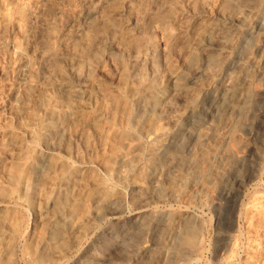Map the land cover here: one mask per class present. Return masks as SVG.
<instances>
[{
	"label": "rangeland",
	"instance_id": "rangeland-1",
	"mask_svg": "<svg viewBox=\"0 0 264 264\" xmlns=\"http://www.w3.org/2000/svg\"><path fill=\"white\" fill-rule=\"evenodd\" d=\"M239 4L0 0V264H264V3L233 52L252 57L247 107L198 117L196 146L169 136L154 154L169 125L131 95L187 76L203 26ZM219 56L207 71L223 79L237 63ZM120 149L134 153L126 166Z\"/></svg>",
	"mask_w": 264,
	"mask_h": 264
},
{
	"label": "bare ground",
	"instance_id": "bare-ground-1",
	"mask_svg": "<svg viewBox=\"0 0 264 264\" xmlns=\"http://www.w3.org/2000/svg\"><path fill=\"white\" fill-rule=\"evenodd\" d=\"M240 2L239 5L236 6L235 9H232V12L230 15L223 17L224 19L221 22H209L206 25L203 26V32L209 33L211 36L208 40V42H204L201 45V58L199 62H196L197 64L194 66L193 69L188 73L187 76L184 78L180 77L178 73H171L168 74L166 85L161 87H146V85L142 86L141 90L134 91L133 95L134 97L139 99L138 102V113L143 114V112L150 111V113H153L156 115V118L164 119L166 123L169 125V128H161L159 131L157 129L153 132L154 138H156V145L153 148L154 154H160L161 152H164V148L166 146L165 139L170 136L172 137H178L182 138L181 145H195L196 140L199 137L198 133L199 127L201 131V125L199 124L197 118L203 114L208 116V112L216 111V109H222L225 111L226 109L233 107H239L244 106L245 102H247V99L249 96L247 95L249 92L244 91V84L248 81V76L242 77L241 74L246 69L248 65L253 62L252 57L250 60L245 61H238L233 57V52L237 48V46L245 41L246 39L251 38V33H253L254 29V22L257 21L258 11L261 10L263 3H260L258 0H238ZM149 3V2H148ZM150 5V4H149ZM127 6H129L127 4ZM182 6V5H181ZM150 8V7H149ZM230 9V8H229ZM123 10V9H122ZM110 11V10H109ZM115 11V10H114ZM231 11V10H230ZM122 12V11H121ZM121 12H113L106 15V18L109 22H114L117 19H120V13ZM189 12V11H188ZM108 13V12H107ZM219 13V12H218ZM122 14V13H121ZM124 14V13H123ZM126 15V14H125ZM220 15V13H219ZM176 16H178L176 14ZM122 17V16H121ZM132 18V17H131ZM105 19V18H104ZM135 20L137 18H134ZM131 20V19H130ZM129 20V21H130ZM195 20V19H194ZM132 21V20H131ZM131 23V22H130ZM179 23V22H178ZM191 25V24H190ZM181 26V25H180ZM254 26V27H253ZM179 27V26H178ZM183 27V26H182ZM201 28V27H200ZM193 29V28H192ZM254 29V30H253ZM136 31V29H135ZM134 31V27L127 28L125 31L126 35H131ZM176 31H184L181 29V27L178 28ZM173 33V32H171ZM255 33V32H254ZM190 34V33H189ZM205 34V33H204ZM199 36V35H198ZM113 37L115 35L113 34ZM258 37V35H257ZM117 38V37H116ZM183 38V37H182ZM192 39V38H191ZM100 40V39H99ZM202 40V39H200ZM114 41V40H113ZM188 41V40H187ZM203 41V40H202ZM112 42V41H111ZM116 42V41H115ZM114 42V43H115ZM136 42V41H135ZM192 43V42H191ZM253 43V42H252ZM264 43V42H263ZM133 44V43H132ZM196 44V43H194ZM193 44V45H194ZM258 47L260 46L261 42L256 43ZM108 46V45H107ZM120 46V45H119ZM118 46V47H119ZM197 46V45H196ZM255 46V45H254ZM188 47V46H187ZM198 48V47H196ZM116 49V48H115ZM112 50V49H111ZM120 50V49H118ZM198 50V49H197ZM136 51V50H135ZM113 52V51H112ZM254 52V51H253ZM252 52V53H253ZM235 53V52H234ZM251 53V52H250ZM251 53V54H252ZM104 54V53H103ZM102 54V55H103ZM111 54V52L109 53ZM98 55V54H97ZM137 55V54H136ZM217 55L223 56L226 58V62H234L237 63V65L234 66L230 71L226 73V75L223 77L218 76L216 73L215 75H210L207 69L212 66V62H214V59H217ZM108 56V55H107ZM151 56V55H150ZM149 56V57H150ZM219 59H222L220 58ZM131 57V56H130ZM132 57H134L132 55ZM138 57V56H137ZM153 57V56H152ZM141 58V57H140ZM139 58V59H140ZM264 58V57H263ZM129 59V58H128ZM138 59V58H137ZM144 59V58H143ZM147 59V58H146ZM149 59V58H148ZM130 60V59H129ZM135 60V58L133 59ZM137 61V60H136ZM140 61V60H138ZM217 61V60H216ZM263 61V60H262ZM147 62V61H146ZM221 62V61H220ZM219 62V63H220ZM133 62L132 64H134ZM156 63V62H155ZM78 64V63H77ZM131 64V65H132ZM224 64V63H223ZM228 64V63H227ZM138 65V64H137ZM136 65V66H137ZM146 65V64H145ZM149 65V64H148ZM156 65V64H154ZM226 65V64H225ZM150 66V65H149ZM228 66V65H226ZM259 66V65H258ZM137 68V67H136ZM148 68V67H147ZM179 68V67H178ZM221 68V67H219ZM230 68V67H229ZM263 68V67H262ZM140 69V68H139ZM159 69V68H158ZM224 69V68H223ZM136 70V69H135ZM161 70V69H160ZM159 70V71H160ZM211 70V69H210ZM264 69H262L263 71ZM76 71V70H75ZM139 71V70H138ZM149 71V69L147 70ZM175 71V70H174ZM142 72V71H141ZM156 72V71H155ZM179 72V71H178ZM211 73V72H210ZM135 74V73H134ZM137 74V73H136ZM145 74V73H144ZM154 75V74H153ZM158 75V74H157ZM264 75V73H262ZM142 77V76H141ZM145 77V76H144ZM152 77V76H151ZM79 79V78H76ZM86 79V78H85ZM139 79V78H138ZM145 79V78H144ZM149 79V78H148ZM252 79V78H251ZM84 80V79H83ZM82 80V81H83ZM87 80V79H86ZM142 80V79H141ZM253 80V79H252ZM74 81V80H71ZM70 81V82H71ZM78 81V80H77ZM88 81H90L88 79ZM103 81V80H102ZM118 81V80H117ZM116 81V82H117ZM144 81V80H143ZM85 82V81H84ZM92 82V81H90ZM111 82V81H110ZM251 82V81H250ZM64 83V82H63ZM74 83V82H73ZM72 83V84H73ZM114 83V82H113ZM118 83V82H117ZM141 83V82H140ZM139 83V84H140ZM155 83V82H153ZM68 84V83H67ZM76 84V83H75ZM84 84V83H83ZM90 84V83H89ZM92 84V83H91ZM74 85V84H73ZM78 85V82L76 86ZM156 85V84H155ZM90 86V85H88ZM153 86V85H152ZM73 87V86H72ZM79 87V86H78ZM87 87V86H86ZM92 87V86H90ZM107 87V86H106ZM119 87V86H118ZM133 87V86H132ZM141 87V85H140ZM139 87V88H140ZM144 87V88H143ZM111 88V87H110ZM117 88V87H116ZM75 89V88H74ZM74 89H71L74 91ZM88 89V88H87ZM86 89V90H87ZM96 89V88H95ZM130 89V88H129ZM78 90V89H75ZM119 90V89H118ZM134 90V89H133ZM63 91V90H62ZM70 91V90H69ZM72 91V92H73ZM132 91V89H131ZM80 92V90L78 91ZM82 92V91H81ZM195 92H198L200 95L194 98L193 100L190 99L191 95H193ZM84 93V92H83ZM90 93V92H89ZM93 93V92H92ZM133 93V92H130ZM120 94V93H119ZM65 95V94H64ZM74 95V94H73ZM78 95V94H77ZM92 95V94H91ZM107 95V94H106ZM121 95V94H120ZM124 95V94H123ZM197 95V94H196ZM122 96V95H121ZM118 97V95H117ZM128 97V96H127ZM130 98V97H129ZM74 99V98H73ZM146 99V100H144ZM105 101V99L103 98ZM130 100V99H129ZM137 100V99H136ZM206 100L205 105L207 106L206 109L200 110L199 105L201 106V102ZM123 101V100H122ZM124 102V101H123ZM133 102V101H132ZM103 103V102H102ZM249 103V101H248ZM103 105V104H102ZM246 105V104H245ZM248 105V104H247ZM133 107V106H132ZM245 108L247 106H244ZM107 108V107H106ZM105 108V109H106ZM129 108V107H128ZM127 108V109H128ZM244 108V109H245ZM249 108V107H248ZM113 109V108H112ZM243 109V108H242ZM243 109V112H244ZM77 110V109H76ZM101 110V109H100ZM115 111V110H114ZM227 111V110H226ZM240 112V111H239ZM248 112V111H247ZM246 112V113H247ZM123 113V112H122ZM129 113V112H127ZM136 113V112H135ZM134 113V114H135ZM136 113V115L138 114ZM213 113V112H212ZM221 113V112H220ZM88 114V113H87ZM209 114V115H210ZM236 114V113H235ZM252 114V113H251ZM250 114V115H251ZM90 115V114H89ZM128 116V114H126ZM141 115V114H140ZM139 116V115H138ZM137 116V117H138ZM241 116V115H240ZM77 117V116H76ZM96 117V116H95ZM133 117V116H132ZM238 117V116H237ZM90 118V117H89ZM122 118V116L120 117ZM127 118V117H126ZM136 118V116H135ZM157 118V119H158ZM207 118V117H206ZM236 118V117H235ZM100 120V118L97 117V120ZM128 119V118H127ZM162 119V120H163ZM214 119V118H213ZM260 119V118H259ZM96 120V121H97ZM102 120V119H101ZM105 120V119H103ZM102 120V121H103ZM121 120V119H119ZM124 120V119H122ZM132 120V119H131ZM137 120V119H136ZM159 120V119H158ZM157 120V121H158ZM216 121V120H212ZM99 122V121H98ZM160 122V120H159ZM163 122V121H162ZM238 122V119H237ZM240 122V121H239ZM136 123V121H135ZM134 123V124H135ZM165 123V122H164ZM206 123V122H205ZM210 123V122H208ZM241 123V122H240ZM160 124V123H159ZM158 124V125H159ZM236 124V123H235ZM138 125V124H137ZM151 125V124H150ZM154 125V124H153ZM164 125V124H163ZM166 125V124H165ZM207 125V124H206ZM210 129L216 128L215 124L210 123ZM240 125V124H239ZM245 125V124H244ZM63 126V125H62ZM61 126V127H62ZM114 126V125H113ZM130 126V125H129ZM215 126V127H214ZM118 127V126H115ZM114 127V128H115ZM161 126H157V128H160ZM167 127V125H166ZM207 127V126H206ZM239 127V126H238ZM204 128V127H203ZM235 128V126H234ZM240 128V127H239ZM61 129V128H60ZM140 129V128H139ZM145 129V128H144ZM205 129V128H204ZM232 129V128H231ZM230 129V130H231ZM241 129V128H240ZM143 130V129H142ZM203 130V129H202ZM116 131H119L116 129ZM145 131V130H143ZM148 132V130L146 129ZM145 131V132H146ZM209 131V129H208ZM152 132V131H151ZM150 132V133H151ZM205 132V131H204ZM203 132V133H204ZM116 133V132H115ZM123 133V132H122ZM138 133V132H137ZM202 133V134H203ZM208 133V132H207ZM201 134V135H202ZM206 134V133H205ZM211 134V133H210ZM210 136V135H209ZM139 137V136H138ZM229 137V136H228ZM149 138V137H148ZM153 138V139H154ZM130 139V138H129ZM202 139V138H201ZM177 140V139H175ZM200 140V139H199ZM140 141V140H139ZM205 141V140H204ZM137 142V141H136ZM135 142V143H136ZM154 142V141H153ZM175 142V141H173ZM172 142V143H173ZM143 143V142H142ZM176 143V142H175ZM126 147L132 148L134 147V144L132 140H128L125 142ZM139 144V143H138ZM137 144V145H138ZM154 145V143H152ZM178 144V142H177ZM150 145V144H149ZM193 145V146H194ZM199 145V144H198ZM179 146V145H178ZM196 146V145H195ZM169 147V146H167ZM121 148V146H120ZM164 148V149H163ZM185 148V147H184ZM118 149V148H117ZM127 149V148H126ZM125 150L120 149L121 152L118 153V157L124 161L123 166H126L130 161V155L132 150ZM151 151V150H150ZM170 153V151H168ZM133 153V152H132ZM134 154V153H133ZM163 155V154H162ZM161 155V156H162ZM165 155V154H164ZM169 155V154H168ZM149 156V155H148ZM160 156V155H159ZM226 156V155H225ZM117 157V158H118ZM139 157V156H138ZM155 157V156H154ZM158 157V156H157ZM164 157V156H163ZM167 157V156H165ZM137 159V158H136ZM222 159V158H221ZM138 160V159H137ZM223 160V159H222ZM226 161V160H224ZM129 165V164H128ZM85 167V166H84ZM143 167V166H141ZM121 168V167H120ZM225 168V167H224ZM139 169V168H138ZM49 171V170H48ZM140 171V170H139ZM143 171V170H142ZM72 172V171H71ZM75 173V172H74ZM148 173V172H147ZM146 173V174H147ZM61 174V173H60ZM140 174V173H139ZM223 174V173H222ZM64 175V174H63ZM128 175V174H127ZM124 176V175H122ZM146 176V175H145ZM150 176V175H149ZM156 177V175L154 174ZM63 177V176H62ZM150 178V177H149ZM215 178V177H214ZM127 179V178H126ZM156 179V178H155ZM153 180V179H152ZM135 181V180H134ZM56 181H54L55 183ZM57 183V182H56ZM55 183V184H56ZM133 183V182H132ZM136 183V182H134ZM138 183V182H137ZM143 183V182H142ZM141 184V183H140ZM57 185V184H56ZM172 186V185H171ZM170 186V187H171ZM61 187V186H60ZM95 187V186H93ZM97 188V191L93 196V200H98V190H101L103 187H95ZM76 189V188H75ZM93 189V188H92ZM104 189V188H103ZM58 190V189H57ZM88 191V190H87ZM93 193V192H92ZM102 193V192H101ZM104 195V194H103ZM119 199V198H118ZM100 200V199H99ZM102 200V199H101ZM115 200V199H114ZM100 202V201H99ZM101 203V202H100ZM96 205V204H95ZM51 218V217H50ZM64 219V217L62 218ZM92 259V258H91Z\"/></svg>",
	"mask_w": 264,
	"mask_h": 264
}]
</instances>
